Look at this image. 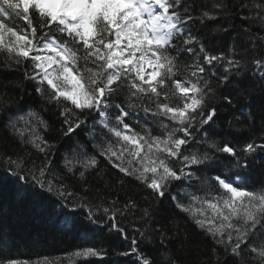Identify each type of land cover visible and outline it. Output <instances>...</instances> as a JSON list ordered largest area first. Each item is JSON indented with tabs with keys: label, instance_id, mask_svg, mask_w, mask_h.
Returning <instances> with one entry per match:
<instances>
[{
	"label": "snow or ice",
	"instance_id": "1",
	"mask_svg": "<svg viewBox=\"0 0 264 264\" xmlns=\"http://www.w3.org/2000/svg\"><path fill=\"white\" fill-rule=\"evenodd\" d=\"M195 2L0 0V70L21 71L42 105L39 111H8L11 105L0 100L6 131L32 149L0 152V160L21 187L56 197L72 212L83 210L85 227L99 226L128 241L130 251L117 255L134 256L133 264L176 260L162 243L167 238L163 229L152 227L157 214L153 204L116 193L128 179L150 190L156 200L170 198L175 210L212 241L214 252L222 249L235 264H264V185L249 190L246 173L250 158L257 150L264 152V124L261 142L251 138L242 147L209 136L218 135L213 131L218 89H224L220 99L231 106L230 89L237 87L245 95L247 88L240 87L244 80L264 81V0L238 6L249 14L240 15L246 26L236 32L227 52L206 48L197 33L204 28L228 31L214 22L228 16L229 0H206L197 16ZM249 52L254 53L251 59ZM249 64L254 70L248 71ZM51 110L65 139L82 137L60 151L58 160L53 149L59 146L40 134L52 127L41 115ZM236 120L252 124L251 117ZM222 155L236 171L227 179L223 172L205 176L221 171L212 166L223 163ZM106 166L122 175L113 181ZM173 186L179 189L176 195ZM129 228L148 245L153 238L159 242L157 254L140 252ZM5 243L0 237V246ZM106 254L103 248L84 247L72 258L103 259ZM44 264L51 262L44 258Z\"/></svg>",
	"mask_w": 264,
	"mask_h": 264
},
{
	"label": "trees",
	"instance_id": "2",
	"mask_svg": "<svg viewBox=\"0 0 264 264\" xmlns=\"http://www.w3.org/2000/svg\"><path fill=\"white\" fill-rule=\"evenodd\" d=\"M206 0H196L194 4L195 11L193 15L199 14V9ZM251 3V0H229L230 13L227 17H222L214 22L218 29H228V31L217 30L210 32L208 28H204L197 35L203 37L206 48L211 47L217 51L227 52L232 44L236 32L245 27V21L239 17L241 14L247 16L246 10H240L238 6L241 3ZM259 2V0H257ZM13 23L23 26L20 20ZM212 23V22H208ZM11 26V24H10ZM198 28L201 26L198 24ZM235 29V31H233ZM243 36V33H240ZM239 43V39H237ZM239 51V49H237ZM254 53L249 52V58ZM3 54L0 53V67H2ZM190 63L191 61H186ZM254 70L249 64L248 71ZM22 85V87L17 86ZM240 87L247 88V94L241 95L237 87H233L229 91L233 96L232 105L223 103L220 99V93L224 89H218L216 103L219 105L217 111V119L213 125V131L218 135L209 136L218 142L227 140L242 147L249 142L251 138H255L260 143L261 135L259 128L264 124V81L259 78L246 79ZM0 100L5 105H11L8 111L16 108L21 110L35 109L39 111L42 106L32 83L25 81L21 71L0 70ZM46 112L49 111L46 105ZM248 110L247 114L245 110ZM21 114H24L22 111ZM45 120H48L52 126L50 129H40V134L50 142L59 146L53 149L56 159L60 157L62 151L67 145L72 144L77 139H82L79 135L73 136L71 139H65L60 132V121L55 115L54 110L51 114L41 113ZM236 117L240 121H247L251 117L252 124L245 123L243 126L237 122ZM5 117L0 115V152H6L9 155L14 153L24 154L26 151H32L30 146L22 147L21 144L11 137L5 129ZM141 123H144L141 117ZM231 122V128H229ZM20 127H26L21 122ZM133 128H137L135 123ZM151 127V125H149ZM153 134H158L155 129ZM42 158V157H41ZM222 164L213 165L221 171L206 172L205 176L213 177L224 174V178H228L236 169L229 166V161L220 156ZM5 164L0 160V237L6 242L0 246V264L8 259L26 260L28 264H44V258H48L51 264H133L134 256L124 257L118 256L117 253L130 251L129 242L120 239L117 235L109 233L106 229L99 226H87L84 218V211L78 209L72 212L71 206L63 208L57 201L56 197L34 189L29 186L21 187L16 183L13 177H10L4 171ZM105 172L115 181L122 174L118 173L110 166L105 167ZM248 177L249 190H254L264 185V152L257 150L254 158H250L246 169ZM198 175H200L198 173ZM71 183V181H69ZM211 183L215 186V181ZM194 191V189H193ZM173 195L179 192L175 186L172 188ZM116 193L121 199H124L125 193L129 198L138 200L142 205L144 199L153 204L156 208L155 223L158 224L164 232L166 239L162 243L167 245L168 252L176 260V264H235L231 258H226L222 249L216 248L212 241L186 218L184 214L175 210L172 200L167 196L163 199L156 200L150 194V190L144 189L137 182L131 179L126 180L124 186L116 187ZM198 194L203 195L202 192ZM181 199V197H177ZM181 202H184L183 199ZM74 226H66V223ZM137 227L139 225L137 224ZM144 229H141L143 231ZM129 236L137 235L138 248L140 252L147 249L153 256L157 254L160 243L154 238L152 245H148L144 240L139 238L138 233H134L131 228L127 229ZM160 232H156L155 236H159ZM84 247L103 248L106 256L100 258H75L72 254L74 251Z\"/></svg>",
	"mask_w": 264,
	"mask_h": 264
}]
</instances>
